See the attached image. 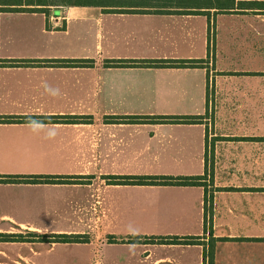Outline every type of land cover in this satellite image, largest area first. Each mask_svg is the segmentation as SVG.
Listing matches in <instances>:
<instances>
[{
  "label": "crops",
  "instance_id": "1",
  "mask_svg": "<svg viewBox=\"0 0 264 264\" xmlns=\"http://www.w3.org/2000/svg\"><path fill=\"white\" fill-rule=\"evenodd\" d=\"M199 3L0 13V65L34 62L0 66V119L39 122L0 123V175L64 180L0 184V232L90 236L1 242L0 264H207L211 241L214 264H264V9ZM183 175L203 185L131 182Z\"/></svg>",
  "mask_w": 264,
  "mask_h": 264
},
{
  "label": "trees",
  "instance_id": "2",
  "mask_svg": "<svg viewBox=\"0 0 264 264\" xmlns=\"http://www.w3.org/2000/svg\"><path fill=\"white\" fill-rule=\"evenodd\" d=\"M107 0H0V13L1 12H21V11H42L48 12L51 6H109ZM251 5L253 7L264 9V2L253 1V2H239L236 0H200L199 6H218L220 10H233L236 8H242L241 5ZM237 6V7H236ZM110 7V6H109ZM136 11V10H135ZM204 12V11H196ZM0 66H32L34 64L31 60H17L9 61L4 60ZM201 60H112L108 61L111 66H147V67H193L201 65ZM53 64V62H48ZM55 64L63 66H78V65H91L90 61H58ZM200 117L196 116H173V117H157L153 118L155 121L160 122H171V123H197ZM36 121L34 118H17V117H3L0 119V123H20ZM205 176L196 177H169V176H145V177H134L131 181L135 184H146V185H179V186H195L203 185L202 181ZM53 183V182H64L63 179H57L53 176H9L0 175V184L6 183ZM200 237H188L181 240V238L174 237L171 240H167L162 237L159 240L161 242L171 241L173 243L186 242L195 244L201 242ZM37 240L47 242H89V236L79 235H42L35 232H29L27 234L22 233H3L0 232V243L1 242H35ZM214 242H210L205 248V260H208L207 264H214Z\"/></svg>",
  "mask_w": 264,
  "mask_h": 264
},
{
  "label": "rangeland",
  "instance_id": "3",
  "mask_svg": "<svg viewBox=\"0 0 264 264\" xmlns=\"http://www.w3.org/2000/svg\"><path fill=\"white\" fill-rule=\"evenodd\" d=\"M151 0H107V5L110 7H117V8H137L141 6L148 5V3ZM148 49L151 51L150 54H154L155 47L154 46H148ZM158 168H156L157 170ZM155 170V169H153ZM27 234V233H23ZM90 237V236H89ZM0 249L9 252L10 254H14V251H17L15 246H12L11 244L2 243ZM3 258V257H1Z\"/></svg>",
  "mask_w": 264,
  "mask_h": 264
},
{
  "label": "clouds",
  "instance_id": "4",
  "mask_svg": "<svg viewBox=\"0 0 264 264\" xmlns=\"http://www.w3.org/2000/svg\"><path fill=\"white\" fill-rule=\"evenodd\" d=\"M29 123H30L31 125H36V124H38L39 122H38V121H29Z\"/></svg>",
  "mask_w": 264,
  "mask_h": 264
}]
</instances>
